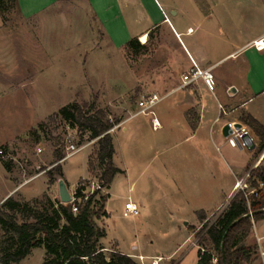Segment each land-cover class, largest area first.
Segmentation results:
<instances>
[{"label": "rangeland", "instance_id": "obj_1", "mask_svg": "<svg viewBox=\"0 0 264 264\" xmlns=\"http://www.w3.org/2000/svg\"><path fill=\"white\" fill-rule=\"evenodd\" d=\"M186 2L190 4L189 0ZM8 5L6 29L2 30H6V38L15 43L16 48L12 51H16L18 59H22L19 64L22 85L17 88L18 92L0 94V149L14 159L12 169L7 171L0 156V205L7 198L10 188L27 180L26 186H19V191L9 196L25 200L43 196L49 183L48 175L31 177L40 172L46 173L57 164H53L56 142L52 132L56 126L55 135H60L64 141L65 154L69 134L73 143L87 145L62 163L70 190H74L81 179L98 180L99 175L87 178L90 155L97 154L96 140L88 135L82 138L64 120H58L51 129L40 128V132L31 129L24 135L12 134L25 133L28 123L38 118L36 114L41 116L49 109L56 113L75 101L74 98L79 103L95 102L97 107L107 110L112 121L120 120L112 129V134L117 149L116 163L126 171L117 173L112 186L101 191L103 195L109 193L106 205L109 217L98 222L107 232L105 244L125 254L143 253L147 258L144 264H152L159 257L165 260L162 264H195L197 248H193V242L198 244L197 233L201 232L202 225L199 228L192 225L195 224L197 211L209 209L213 204L216 198L214 189L223 186L229 176L233 179L229 168L232 148L222 149L218 140L214 144L206 129L195 133V115L188 118L190 121L186 125L183 113L175 107L184 99V91L177 89V75L186 69V59L175 38L165 30L156 29L149 38L147 49L133 51L128 44L116 49L107 42L103 29L84 0H66L32 21L24 20L11 5V0H8ZM44 41H50L55 47V69L60 66L66 68V90L61 95L56 93L52 101L47 100L49 105L43 110L44 106L37 105L30 84V64L26 59L35 50L46 52L48 49L36 47V42L43 45ZM1 50L3 53L9 51L8 48ZM0 71H5L1 65ZM83 71L87 74L86 79ZM169 89L174 90L165 92ZM153 93L162 97L154 111L164 128L157 130L153 127L152 115L132 116L138 111L140 97ZM199 94V102L204 105L215 106L219 100L223 102L217 93L203 90ZM128 117L131 118L125 126L115 133ZM4 138L8 141L2 143ZM258 149L264 153L260 146ZM212 166L216 168L214 177L207 173V167ZM260 166L264 167V161ZM49 190L53 198L59 197L58 181L51 184ZM130 195L134 201L144 204L140 216H124L125 203ZM222 208L211 216V222L216 220ZM182 214L186 216L181 217ZM184 220L190 225L186 226ZM255 225L257 228L247 244L259 249L256 231L259 235L264 234V221ZM192 227H195L196 239L192 236L184 243ZM6 237L0 232V242ZM171 253L172 257L168 258ZM44 256L43 248H34L19 264H42ZM134 259L142 264L139 259ZM0 264H3L1 259ZM244 264H262V261L257 253L253 261Z\"/></svg>", "mask_w": 264, "mask_h": 264}, {"label": "crops", "instance_id": "obj_2", "mask_svg": "<svg viewBox=\"0 0 264 264\" xmlns=\"http://www.w3.org/2000/svg\"><path fill=\"white\" fill-rule=\"evenodd\" d=\"M65 1L17 0L15 8L24 20L32 21L52 8L63 4ZM84 1L86 2L87 8L96 17L97 22L103 29L107 42L116 49L126 46L134 38L141 39L144 35L149 36V33L156 29L160 31L165 30L172 35L186 59L184 65L186 67L185 71L177 75V89L184 91V99L181 100L182 103L179 106H175L183 113L182 118H184V124L190 121L188 118L193 114L196 118V121H194L195 133L200 132L202 128L206 129L214 144L218 140V145L222 144L223 146L222 149L228 150V148H232L229 154L232 164H229V168L233 179L229 176L227 181H225L226 183L223 182V186L214 189L216 198L214 197L213 204L209 209L202 208L197 211V218L194 221L195 224L192 226L199 228L200 225H203L205 221L209 220L221 207L223 208L219 214L228 206L234 195L240 189L236 187L237 181L245 177L247 173H251L253 169L259 167L264 161L262 152L258 151L261 145L260 138L242 118L243 113H247L264 125V50H258L252 45L254 41L264 37V0H189L190 4L186 0ZM6 18V12L0 11V65L5 69V71H0V94L3 95L14 93L22 85V69L19 66V64L21 65L20 60L22 59H18L16 51H12L16 48L15 43L11 39L6 38L7 31L2 30L6 29ZM39 46L48 50L46 52L39 51V49L35 50L31 56H27L26 60L30 64L28 68L31 71L30 84L32 89H34L37 105L40 107L44 106V110L49 105L47 100L52 101L56 93L61 95L66 90V68L60 66L55 69L56 62L55 56H53L55 47L50 41H44L43 45H39L36 42V47L39 48ZM6 48L9 51L6 50L3 53L1 49ZM193 60L203 69H213L217 82V88L214 93L221 96L223 102L219 100V103L224 105L225 111L227 112L221 116L220 122H216V119L220 115L219 104L207 106L199 102V92L203 90L210 91L203 80L200 79L191 85L179 88L182 84V75L192 66ZM83 73L84 79H86L87 74L84 71ZM173 90L169 89L165 90V92L167 91L168 93ZM74 100L76 101V98ZM46 111L41 113V116H39L40 114L35 115L38 118H34L31 124L28 123L25 133L13 132L12 134L14 136L17 134L24 135L31 129H38V125L42 121L55 113L51 109ZM34 112L36 113L35 110ZM131 117L126 118L115 133L123 128ZM231 121L247 125L256 137V143L252 144L248 149L241 150L230 142L228 140V128L225 125ZM161 127L164 128L162 124ZM6 141H8V138L1 140L2 143ZM114 145V161L117 165L115 137ZM218 145L216 149L219 151ZM54 163L55 158L53 155ZM221 165H223L222 162ZM119 168L122 170L121 173L126 172L125 169ZM207 169V173L211 177H214L216 168L212 166L207 167ZM42 174L47 175L45 172H40L31 178L38 177ZM90 175L89 171L87 178H90ZM27 181L18 185L20 187L23 185L22 187H24L27 185ZM50 185L49 183L47 184V189L43 194L46 192L50 194ZM19 186L16 184L14 188H10L6 197L14 191H19L17 190ZM21 190L22 188L20 192ZM51 192L53 194V191ZM24 197L27 199L30 198L27 196ZM129 198L133 199L131 195L127 200ZM137 203L140 205V208H144L143 202L140 201V203ZM199 212L206 213L207 218L204 222H201L199 219ZM185 216V214L181 215V217ZM184 224L186 226L190 225L185 220ZM256 228L255 225L254 229L256 230ZM189 230L184 243L191 239L192 236L196 239V230ZM258 237H262V241L264 240V234L259 235L256 231V238ZM104 239L102 240L103 246L106 250L111 249L105 244ZM194 247L197 248V261L195 263L197 264L200 246L196 244V241L193 242ZM127 255L137 259H139L138 256H144V261L147 259L143 253L134 254L128 252ZM172 255L173 253L169 254L168 258L172 257ZM164 261L159 257L157 264H162Z\"/></svg>", "mask_w": 264, "mask_h": 264}, {"label": "trees", "instance_id": "obj_3", "mask_svg": "<svg viewBox=\"0 0 264 264\" xmlns=\"http://www.w3.org/2000/svg\"><path fill=\"white\" fill-rule=\"evenodd\" d=\"M16 3L17 0H11V5ZM9 9L8 0H0V11ZM151 36L152 32L149 33ZM148 42L143 44L134 38L128 45L131 50L138 51L147 49ZM242 118L260 138L263 149L264 125L247 113H243ZM61 119L75 128L82 138L88 135L96 140L97 154L90 155L89 171L93 177L99 175L101 186L109 189L116 174L122 171L114 161L112 134L120 120L112 121L107 110L97 107L95 102H72L50 115L36 130L51 129ZM56 130L57 126L52 131L57 164L46 171L49 184L64 178L61 162L66 157L65 144L60 135H55ZM3 164L8 171L12 169L11 160H4ZM88 182L87 179L78 182L75 188L78 197H85L87 186L84 184ZM260 183H264L262 166L252 170L249 188L239 189L215 221L204 222L207 215L199 212V219L204 223L203 234L197 233L200 246L197 264H244L254 260L257 246L248 245L247 240L255 224L264 220V187L260 188ZM253 189H256L255 193H252ZM101 191L96 190L87 200H82L78 213L73 211L71 203H63L59 197L53 198L47 192L32 200L13 195L7 197L0 205V232L7 236L0 242L2 263L19 264L34 248H43L42 264H140L116 248L106 250L103 246L107 232L98 222L109 217L106 209L109 193L103 195Z\"/></svg>", "mask_w": 264, "mask_h": 264}, {"label": "built area", "instance_id": "obj_4", "mask_svg": "<svg viewBox=\"0 0 264 264\" xmlns=\"http://www.w3.org/2000/svg\"><path fill=\"white\" fill-rule=\"evenodd\" d=\"M255 48L258 50H264V37L261 39H258L253 42L252 44ZM192 66L188 69L186 73L182 75V84L179 88L186 87L188 85H191L198 80H203L207 88L211 92H215L217 88V82L213 73L212 68L203 69L198 65L196 61H192ZM162 100V97L158 93L153 94H145L140 97V100L138 101V111L133 114H145V115H152L153 116V127L154 129L161 128V122L158 120V118L155 116L154 107ZM219 109H220V115L216 119V122L221 121V116L226 114L225 107L223 104L219 103ZM228 128V140L232 142L238 149L244 150L251 147L252 144L256 143V137L253 135V133L250 131V128L243 124L238 123L236 121L228 122L227 125H225ZM72 135L69 134L66 137V140L68 142L67 144V153L66 157H71L78 152H80L82 149H84L87 145H78L76 143H73V140L71 139ZM264 157V153L262 154ZM0 156L3 160H12L10 156L5 152L4 149H0ZM251 178V173H247L245 177L239 179L237 181L236 187L240 189H248L249 188V179ZM87 186V190L85 191V197L80 198L76 195V189L71 191L72 193V201L70 202L72 204V209L75 213H78L80 210V202L82 200H87L91 194H93L96 190H104V187L101 186L100 182L98 180H92L88 183L84 184ZM264 187V183H260V188ZM256 189L252 190V193H255ZM141 214V208L140 205L135 202L133 199L129 198L125 203V211L124 216L126 217H137ZM259 242V249H258V255L262 261V264H264V246L262 245V237H258ZM139 260L144 264V256H138ZM152 264H157V259Z\"/></svg>", "mask_w": 264, "mask_h": 264}, {"label": "water", "instance_id": "obj_5", "mask_svg": "<svg viewBox=\"0 0 264 264\" xmlns=\"http://www.w3.org/2000/svg\"><path fill=\"white\" fill-rule=\"evenodd\" d=\"M58 184H59V197L61 201L63 203H70L72 201V193L64 178H60L58 180Z\"/></svg>", "mask_w": 264, "mask_h": 264}, {"label": "bare ground", "instance_id": "obj_6", "mask_svg": "<svg viewBox=\"0 0 264 264\" xmlns=\"http://www.w3.org/2000/svg\"><path fill=\"white\" fill-rule=\"evenodd\" d=\"M148 40H149V36H148V35H144V36H142V38H141V41H143V43H147Z\"/></svg>", "mask_w": 264, "mask_h": 264}]
</instances>
